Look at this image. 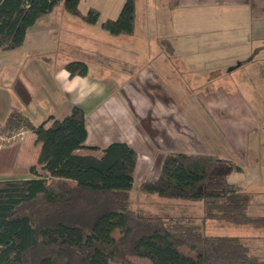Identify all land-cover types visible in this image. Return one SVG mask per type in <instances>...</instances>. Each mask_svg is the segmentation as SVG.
I'll return each instance as SVG.
<instances>
[{"label": "crops", "instance_id": "crops-1", "mask_svg": "<svg viewBox=\"0 0 264 264\" xmlns=\"http://www.w3.org/2000/svg\"><path fill=\"white\" fill-rule=\"evenodd\" d=\"M168 5L176 10L175 20L168 18L171 15L166 7L156 8L151 15L158 16V25L145 18L148 24L142 19L141 29L160 32L155 41L160 45L166 40L171 57L162 50L155 55L147 53V42L135 36L136 8L134 32L112 36L101 29L104 20L100 16L90 25L55 7L27 30L21 46L0 49V124L12 111H21L37 125L49 116L62 119L78 106L85 113V146L96 148L79 149L78 154L100 156L108 144L125 142L137 153L133 181L138 184L157 177L159 166L153 171L156 160L162 161L167 152L216 155L241 168L229 172L235 176L232 180L226 177L251 193L248 214L264 217V105L226 109L236 112L234 119L217 121L212 112L221 109L219 103L207 106L189 85L172 83L175 69L170 65L187 63L189 71L199 70L207 74V81L221 79L227 86V80L240 79L238 74L242 73L235 69L223 76L222 69L242 57H251V78L264 95V0H168ZM78 7L86 13L81 2ZM90 48L95 50L91 62L90 58H74ZM185 52L198 54L183 55ZM72 60L84 61L88 75L69 76L64 64ZM180 90H187L184 110L172 99ZM245 113L253 118L250 122L244 119ZM12 135L17 136L10 139ZM40 147L29 130L9 136L0 133V180L30 178L31 166L46 174L37 164ZM217 226L229 227L223 223ZM238 228L257 231L242 235ZM235 231L220 235L238 236L244 244L245 237L253 240L250 246L245 245L252 254L264 258V226H237Z\"/></svg>", "mask_w": 264, "mask_h": 264}, {"label": "trees", "instance_id": "trees-1", "mask_svg": "<svg viewBox=\"0 0 264 264\" xmlns=\"http://www.w3.org/2000/svg\"><path fill=\"white\" fill-rule=\"evenodd\" d=\"M80 0H0V49L22 45L27 30L61 4L68 14L93 25L95 8L79 10ZM101 29L112 36L131 35L135 0H124L118 15ZM165 42V43H164ZM171 52L166 40H162ZM69 76H87L84 61L64 64ZM51 123L47 126L48 122ZM40 144L37 164L27 179L0 180V264H111L127 255L149 264H264L238 236L209 234L207 221L264 226V217L247 212L251 193L227 179L241 168L216 155L167 152L157 177L139 190L167 198L199 201L200 222L188 213L151 212L130 200L137 153L112 142L100 156L78 154L86 147L85 113L73 106L62 119L49 116L34 125L21 111L0 124L9 136L19 129Z\"/></svg>", "mask_w": 264, "mask_h": 264}, {"label": "rangeland", "instance_id": "rangeland-1", "mask_svg": "<svg viewBox=\"0 0 264 264\" xmlns=\"http://www.w3.org/2000/svg\"><path fill=\"white\" fill-rule=\"evenodd\" d=\"M172 1L173 0H171V2ZM80 2H81V6L84 12H86L88 8L95 6L94 8H97L101 11L100 19L105 20L108 17L112 18L114 17V15L118 14L124 0H80ZM169 3H170V0H169ZM160 7H166L167 9H169L167 10V12L171 16H169L168 18L172 20H175L177 18L176 10L173 8V6L168 5V0H135L136 22H137L136 23L137 30L135 32V36L137 38L143 37V39L147 42L146 43L147 48L145 49L147 53L155 55L159 50H162L167 56L171 57L173 56V54L166 49V45L162 44L161 42H159L160 43L159 45L155 41L156 33L160 34V32H155L154 30H151V31L148 30L146 32L141 29V26L143 24L142 19L144 20L145 18H146V21H151L153 23L155 22L154 25H158V23H156L155 21V19H157L158 16H154V14L151 15V11L153 12L156 8H160ZM58 8H61V4H58L56 6V9ZM173 14H175V17ZM187 19H190V17ZM81 23H84V22H81ZM144 23H145V20H144ZM145 24H148V23L146 22ZM185 27L189 28L190 26L186 25ZM102 32H97V34L101 35ZM153 35H155V37H152ZM185 40L189 41L187 39ZM87 50L88 52H86ZM87 50L86 51L84 50L83 52H78L80 54V57L75 56L74 58H84V60L86 58H90L89 60L91 62L92 59L90 55L92 56L93 54H95L93 53L95 50H93V48H90ZM109 50L110 52L115 53L114 50L108 49V51ZM192 50L193 49L191 48H187V51H192ZM198 50L200 52L199 54H202L200 49ZM217 51H220V50H217ZM69 54H72V52H69ZM191 54L194 55L198 53L185 52L183 55H191ZM117 55L121 58L120 54H117ZM250 61H251V57H242L236 60L235 63L232 62L231 64L226 65L222 69V71H224L223 76H227L228 74L230 75L232 70H235V69L240 70V73H242V74H238L240 75V79H237L234 81L227 80L229 82L227 86L221 83V79H210L208 80L209 81L208 82L206 78L207 77L206 73H199L200 72L199 70L189 71L186 67L187 63L175 61V63H171L170 65L171 67L175 69L174 76L177 77V79H175V77L173 76V79L171 80V82L174 84L178 83L179 85H181V82H182L183 84L189 85L191 87V89L189 90L197 94V97L200 100H202V102L205 103V105L207 106H209L208 103H219L217 105H219V108L221 109H219L217 113L212 112V114H214L213 117L217 121H223V120L232 121V119H234L236 112L234 113L230 111L227 112L226 109L241 106V104L245 106L246 105L254 106V105H259V103H262V105H264V95L261 94V91L259 90L260 87L258 86L257 82H255V80L251 78L252 76L250 73L252 71L251 67L253 65L250 64ZM124 62H125L124 60L121 61L120 65L123 66ZM155 66L157 67L158 65L155 64ZM194 66L200 67V64L198 65L194 64ZM226 69H227V72H226ZM126 75L128 76L129 73L127 72ZM165 78L166 79L164 80L168 79V77H165ZM166 85L168 86L167 83ZM194 87H197V88H194ZM185 92H187V90L186 91L180 90L176 98L172 96H168V95H166V98L172 97L173 101L176 100V103L180 104V109L184 110L186 108V103H187V97L185 95L186 94ZM217 105H212V106H217ZM262 113L264 114V111H262ZM252 114H255V113H252ZM246 115L247 116H245L244 119L250 122V120L253 118H251L248 114ZM149 116H151V114ZM149 118L150 117L147 118V121L149 120ZM141 125H142V128H145L147 126L146 120H143ZM161 162L162 161L161 160L159 161V159L156 160V165H155L156 167L153 168L154 172L155 170H157V165L160 168ZM227 177L230 180H232V178H234L235 176L234 174L228 173ZM138 185H139L138 181L135 180V182L133 183L130 189V200L134 208L148 210L151 212L168 211L172 215H179L180 213H188V214L193 215L194 217H197V222L198 223L200 222V216L202 215L201 202L175 199V198H167L163 196H158L156 194H148L146 192L139 190ZM218 223L229 225V227L228 228H226L227 226L222 227V228L218 227L217 226ZM208 226L209 227L207 229V232L209 234H233L234 232H236L235 229L237 227L234 224L219 222L216 220H210L208 222ZM237 231L243 235V234L255 233L257 230L249 228V230L244 231L243 229L238 228ZM244 242L245 244L250 246L253 243V240L245 237ZM111 264H149V262L145 258L127 255L125 256L123 260L112 262Z\"/></svg>", "mask_w": 264, "mask_h": 264}, {"label": "built area", "instance_id": "built-area-1", "mask_svg": "<svg viewBox=\"0 0 264 264\" xmlns=\"http://www.w3.org/2000/svg\"><path fill=\"white\" fill-rule=\"evenodd\" d=\"M21 130H22V128L18 130V133H20ZM17 135H18V134H17ZM17 135H12V136H10L9 138H10V139H14Z\"/></svg>", "mask_w": 264, "mask_h": 264}]
</instances>
